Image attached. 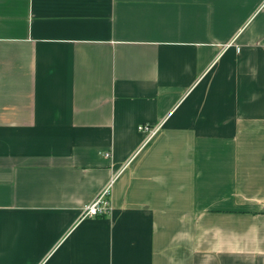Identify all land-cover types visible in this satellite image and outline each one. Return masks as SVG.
I'll return each instance as SVG.
<instances>
[{"label":"crops","instance_id":"crops-1","mask_svg":"<svg viewBox=\"0 0 264 264\" xmlns=\"http://www.w3.org/2000/svg\"><path fill=\"white\" fill-rule=\"evenodd\" d=\"M0 264H264V0H0Z\"/></svg>","mask_w":264,"mask_h":264},{"label":"built area","instance_id":"built-area-1","mask_svg":"<svg viewBox=\"0 0 264 264\" xmlns=\"http://www.w3.org/2000/svg\"><path fill=\"white\" fill-rule=\"evenodd\" d=\"M138 128L146 134L145 143H147L157 134L160 126L141 124ZM110 196L111 184L102 189L94 200L83 207L80 219L82 220L88 217L110 214L112 209Z\"/></svg>","mask_w":264,"mask_h":264}]
</instances>
